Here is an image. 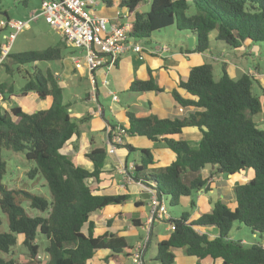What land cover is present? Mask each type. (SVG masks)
I'll return each mask as SVG.
<instances>
[{"label":"trees","instance_id":"16d2710c","mask_svg":"<svg viewBox=\"0 0 264 264\" xmlns=\"http://www.w3.org/2000/svg\"><path fill=\"white\" fill-rule=\"evenodd\" d=\"M147 2L148 9L142 10ZM120 6L128 12L127 19L130 18L129 35L137 41L151 42L156 32L175 26L195 36L192 49L195 52L212 50L213 42H222L231 50L264 43V0H123ZM191 7L196 12L189 14ZM0 17V20L10 18L1 0ZM3 31L0 27V53ZM65 48L68 45L17 53L11 48L3 62L9 73H13L12 66L17 74L24 73L19 75L24 80L20 95L35 92L41 99H50L51 105L35 112L25 111L13 100L15 88L0 82V209L7 215L9 226V231L0 232V251L10 253L21 236L30 257H37L38 239L42 235L48 241L44 250L48 256L46 264H89L99 249L119 254L129 247L124 236L109 232L95 235L92 230L86 234L83 225L93 212L110 204L125 203L130 195L93 193L88 180H99L107 149L94 148L86 154L94 164L92 171L61 151L72 136L80 134L82 119L71 115L58 75L53 68L42 67V63H62ZM71 48L69 53L73 54L76 50ZM214 70L211 62L195 65L188 79L180 82L195 99L182 97L176 89L172 91L181 107L196 108L188 116L171 119L156 115L135 117L128 113L127 134L145 136L151 141L163 140L175 153L172 163L152 169L154 156L149 149L117 144L129 152H139V162L134 164L131 178L155 192L160 202L166 204L168 200L175 207L183 206L185 197L191 198L190 206L194 207V195L209 189V179L202 174L206 167L211 171L209 176L251 171L249 181L234 185V207L218 200L211 211L195 220H190L188 211L169 217L167 221L174 229L156 246L155 259L161 264H173L176 249H184L199 260L221 259V264H264V129L253 119L264 112V97L261 98L264 87L248 71L234 78L223 65L216 78ZM130 90L160 91L161 88L149 78L135 80ZM2 101L8 102L9 109L2 106ZM190 126L197 127L202 134L197 146L177 139ZM3 148L24 152L34 162L28 175L31 178L41 175L45 179L50 199L3 184L7 171ZM23 200L47 214L30 215L22 206ZM236 224H243L256 238L249 242L233 239L231 231ZM206 226L215 227L218 234L210 239L208 232L202 230ZM0 264L18 263L14 258L0 256Z\"/></svg>","mask_w":264,"mask_h":264},{"label":"crops","instance_id":"0c3cea01","mask_svg":"<svg viewBox=\"0 0 264 264\" xmlns=\"http://www.w3.org/2000/svg\"><path fill=\"white\" fill-rule=\"evenodd\" d=\"M95 1L96 4L93 6V10L97 14L115 20L117 12L121 11L122 14H125L124 20L129 21L130 18L127 19L128 12L120 6L123 0ZM155 36L156 38L148 43L139 41L145 49L143 59L137 53L127 52L119 57L115 65L100 68L97 72L98 82L94 95L92 94L93 87L88 80L87 73L84 70H75L72 60L68 61L64 58L62 63L54 68L51 65H47L53 68L55 74L58 75L59 82L64 89V101L70 105L69 111L71 115L77 120L82 119L80 134L72 136L61 151L70 156L76 164L92 171L94 164L86 154L94 148L107 149L105 164L99 180L94 181L90 178L88 183L92 186L93 193L97 195H130V198L125 203L110 204L93 212L89 221L83 225V232L86 234L92 230L95 235L109 232L124 236L129 247L126 252L119 254H114L109 249H99L90 259L89 264H134L131 249L146 239L140 236L138 228L146 226L149 235V231H152L155 223L150 222L149 192L142 184L135 182L130 175L132 173V165L139 162V152H129L126 148L118 146L114 152L108 150L109 142L113 143L115 136H117L115 128L121 125L125 128L129 126L128 113L135 117L156 115L161 118L174 119L186 117L191 112H194L196 108L193 106L182 107L183 110L180 111L181 106L175 100L172 91L176 89L182 97L195 99L186 89L180 86V82L188 79L193 66L205 63L203 59L210 54L213 55L215 50L218 51V48L213 47L212 50L195 52L192 51L195 41L194 45L190 46L185 41H182L181 44L173 42L171 38L165 40L157 33ZM158 44H166L170 50L157 53L147 51L148 47ZM224 50L228 51V49ZM149 78L155 80L161 88L160 91L134 92L130 90L131 84L135 80H148ZM1 79H4V77L0 78V82H3ZM114 94L118 96V100L113 99ZM28 96H30L29 100L31 101L29 107L35 109L31 112H35L37 110L36 107H40L38 109L40 110L46 109L51 105L50 99H41L35 92H30L24 97ZM37 102H39V106H35ZM99 107L102 108V112H99ZM111 132L113 133L111 134ZM201 136L202 134L197 127L190 126L185 127L182 133L177 136V139H184L192 145L198 144ZM121 139L119 144H129L136 149H149L154 156L152 169L165 167L175 159V153L166 146L163 140L151 141L145 136L129 134L122 135ZM204 169H207V167ZM245 171L248 172L250 179L251 171L249 169ZM215 175L217 176V174ZM219 175L223 176V174ZM208 182L209 189L207 191L199 190L193 197L195 206L191 207L193 212L190 215V220H195L201 214L211 211L214 203L218 200L231 207L235 206L236 195L231 184L227 185V183L219 181L220 183L216 182L211 187L209 180ZM225 195L227 197H224ZM226 198L231 200L226 201ZM182 203L183 206L191 205V198L185 197ZM241 228L240 225H236L237 230ZM202 230L208 232L210 239L218 234L215 227L206 226ZM167 231L165 235L158 236L157 243L170 236L172 230L169 229V225L167 226ZM137 236L138 238L134 243H129V237ZM238 239H242L245 242L252 240ZM149 247L150 244L148 249ZM174 253L176 258L173 264L222 263L221 259L204 258L199 260L197 257L187 254L184 249H176ZM152 258L155 264L160 263L155 259V256ZM145 264H147L146 260Z\"/></svg>","mask_w":264,"mask_h":264},{"label":"rangeland","instance_id":"374dc122","mask_svg":"<svg viewBox=\"0 0 264 264\" xmlns=\"http://www.w3.org/2000/svg\"><path fill=\"white\" fill-rule=\"evenodd\" d=\"M43 0H27V3L24 4V0H1L3 9L8 13V16L12 19H28L32 13L39 12L41 8ZM147 3H145L144 8L142 10L148 9ZM196 10L194 7H191L189 10L190 13H195ZM2 17H0L1 19ZM160 34L165 40L172 39L173 42L181 43L185 41L188 45L193 46L195 41V36L188 31H180L176 29L175 26L167 27L163 30L156 32ZM215 48H218V51L215 50V53L212 55H208L203 62H211L214 65V74L216 78L221 74V67L226 65L227 71L232 77L237 78L243 72L248 71L249 73L253 74L256 79H258L261 85L264 87V43L258 42L255 43L256 45L251 46L250 48L241 47L239 49H234L231 51L229 47L228 51L224 50L226 46L220 42L216 43L213 42ZM65 41L60 32L53 29L48 23L45 22L43 17H40L38 20L31 23L30 27L25 29L23 32L19 33L12 44V52H23L28 50H40L44 49L49 46H62L64 47ZM183 46H185L183 44ZM255 46V47H254ZM71 47L64 49V58L66 60L71 61L70 57V50ZM72 49V48H71ZM11 64V61H9ZM72 62V61H71ZM42 67L46 68L47 65H51V67H55L60 65L58 62H48L42 63ZM12 72L9 73L5 66L2 65L0 67V78L3 82L7 83L8 85H12L16 92L15 96L13 97L14 102L19 104L23 110L25 111H34L35 109L29 107L30 104V96L24 97L20 95V88L24 83V80L19 75H24V73L17 74V69L12 66ZM258 91L262 94V90L258 89ZM263 95L261 98L263 99ZM2 106L5 109H9V104L7 101H2ZM35 106H39V102L35 104ZM37 110L40 107H36ZM36 110V111H37ZM253 119L259 124V127L264 129V112L256 114L253 116ZM193 146H197L198 144H192ZM2 158L6 161L7 171L3 177V184L7 185L10 189H25L34 194L42 195L50 199V191L46 184L45 179L41 175H37L34 178H31L28 175V172L34 166V162L28 160L25 156L24 152H17L12 149L3 148L2 149ZM210 169L203 170L204 177H207L210 181V186L212 187L216 182L220 183H227V185H234L236 183L247 182L249 180V174L247 171L240 173L239 175H215L213 177L209 176ZM213 184V185H212ZM224 197H227L226 195ZM229 198V197H228ZM226 198V201L231 199ZM22 206L25 208L27 213L32 216L36 215H46L36 208H32L29 204L28 200L22 201ZM166 214L164 215L163 220H155L154 226L152 228L151 233V243L150 247L146 252L145 260L147 264H155L153 260V256H156V246H157V239L160 235H165L167 231V226L169 222L167 221L170 216L178 217L184 211H188L192 214L193 209L190 205H184L180 207H175L166 200ZM0 232L9 231L8 226V217L7 215L0 209ZM237 225V224H236ZM242 228L237 230L236 226L233 227L231 234L232 237L235 239L238 238H245L246 240H253L256 237L250 234L249 230L241 224ZM139 233L140 236L144 239L148 235L147 227H140ZM170 229V227H169ZM151 231V230H150ZM149 231V232H150ZM168 232V231H167ZM137 237H129V243H134ZM23 237L18 236L17 244L13 247L10 253H4L0 251V256L4 257L5 259L14 258L18 264H28V262H34L35 264H46L48 260V256L45 253V247L48 244L46 237L39 235V243H40V252L37 257H30L28 249L22 243ZM160 264V263H159Z\"/></svg>","mask_w":264,"mask_h":264},{"label":"built area","instance_id":"2783aa9c","mask_svg":"<svg viewBox=\"0 0 264 264\" xmlns=\"http://www.w3.org/2000/svg\"><path fill=\"white\" fill-rule=\"evenodd\" d=\"M95 0H43L39 12H34L28 19H2L0 27L2 32V48L0 53V67L6 60L17 35L29 28L31 23L43 17L53 29L60 32L65 44L76 51L71 54V60L75 70L87 73L92 85V94H95L98 77L97 72L102 67L113 66L122 55L127 52L139 54L144 58L145 49L142 44L130 37V22L124 20L125 14L117 12L115 20L107 16L99 15L93 10ZM166 44L153 45L147 48L151 53L169 51ZM118 100L117 95H113ZM2 96H0V101ZM183 108H180L182 111ZM99 112L102 108L99 107ZM126 128L119 126L116 129L115 140L109 142V151L114 152L117 144L121 143V136L126 135ZM134 165H132L133 170ZM147 189V188H146ZM150 194V222L155 218L163 220L166 213L165 203L160 202L155 192L147 189ZM170 230L174 226L169 225ZM149 235L145 240L131 249L134 264H145L142 258L144 248L148 243Z\"/></svg>","mask_w":264,"mask_h":264},{"label":"water","instance_id":"95a60500","mask_svg":"<svg viewBox=\"0 0 264 264\" xmlns=\"http://www.w3.org/2000/svg\"><path fill=\"white\" fill-rule=\"evenodd\" d=\"M230 175H232V174H230Z\"/></svg>","mask_w":264,"mask_h":264}]
</instances>
